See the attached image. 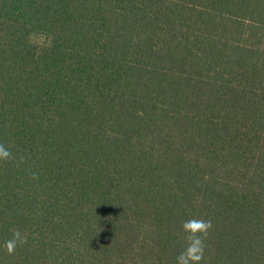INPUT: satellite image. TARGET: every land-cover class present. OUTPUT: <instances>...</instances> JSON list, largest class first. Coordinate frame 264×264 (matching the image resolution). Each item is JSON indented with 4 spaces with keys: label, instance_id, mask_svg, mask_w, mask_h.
Segmentation results:
<instances>
[{
    "label": "trees",
    "instance_id": "trees-1",
    "mask_svg": "<svg viewBox=\"0 0 264 264\" xmlns=\"http://www.w3.org/2000/svg\"><path fill=\"white\" fill-rule=\"evenodd\" d=\"M0 143V264H264V0H0Z\"/></svg>",
    "mask_w": 264,
    "mask_h": 264
},
{
    "label": "clouds",
    "instance_id": "clouds-1",
    "mask_svg": "<svg viewBox=\"0 0 264 264\" xmlns=\"http://www.w3.org/2000/svg\"><path fill=\"white\" fill-rule=\"evenodd\" d=\"M13 158L11 151L3 143H0V162H8ZM33 178H36L35 174H33ZM212 228L211 220L196 217L185 220L181 229L185 234L186 247L176 257L175 264H201L207 247L206 241ZM26 243L27 236L22 234L19 229H13L12 236L5 241L4 247L7 254L12 255L18 246Z\"/></svg>",
    "mask_w": 264,
    "mask_h": 264
}]
</instances>
